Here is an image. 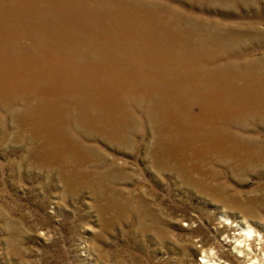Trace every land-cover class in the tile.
<instances>
[{"label": "rangeland", "instance_id": "1", "mask_svg": "<svg viewBox=\"0 0 264 264\" xmlns=\"http://www.w3.org/2000/svg\"><path fill=\"white\" fill-rule=\"evenodd\" d=\"M0 264H264V0H0Z\"/></svg>", "mask_w": 264, "mask_h": 264}, {"label": "bare ground", "instance_id": "2", "mask_svg": "<svg viewBox=\"0 0 264 264\" xmlns=\"http://www.w3.org/2000/svg\"><path fill=\"white\" fill-rule=\"evenodd\" d=\"M153 26V25H152ZM150 36V35H149ZM158 58V57H157ZM129 68V67H128ZM44 115V114H43ZM46 128V127H45ZM55 129V128H54ZM48 140V139H47ZM89 148V147H88ZM249 232V230H247Z\"/></svg>", "mask_w": 264, "mask_h": 264}]
</instances>
